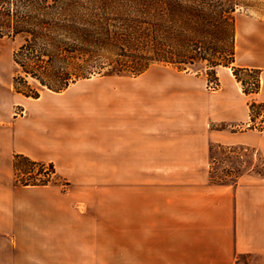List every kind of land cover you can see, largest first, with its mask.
<instances>
[{
    "label": "crops",
    "instance_id": "obj_1",
    "mask_svg": "<svg viewBox=\"0 0 264 264\" xmlns=\"http://www.w3.org/2000/svg\"><path fill=\"white\" fill-rule=\"evenodd\" d=\"M235 65L261 70L258 93L228 67L217 89L150 68L31 98L0 53V264H264V124L250 114L264 105L261 21L237 19ZM216 147L252 152L263 173L213 180ZM18 154L58 183L18 184Z\"/></svg>",
    "mask_w": 264,
    "mask_h": 264
},
{
    "label": "trees",
    "instance_id": "obj_2",
    "mask_svg": "<svg viewBox=\"0 0 264 264\" xmlns=\"http://www.w3.org/2000/svg\"><path fill=\"white\" fill-rule=\"evenodd\" d=\"M235 13L219 0H0V39L22 40L13 52V85L26 97L96 76L138 77L155 64L205 65L217 80L219 67L232 68L252 95L261 70L235 65ZM243 75L254 79L251 88ZM263 108L250 105L253 121ZM14 168L20 185L58 183L52 164L18 154Z\"/></svg>",
    "mask_w": 264,
    "mask_h": 264
},
{
    "label": "rangeland",
    "instance_id": "obj_3",
    "mask_svg": "<svg viewBox=\"0 0 264 264\" xmlns=\"http://www.w3.org/2000/svg\"><path fill=\"white\" fill-rule=\"evenodd\" d=\"M224 7H236V16L238 18H250L254 20H259L264 25V0H219ZM22 42L21 39H16L15 41L4 38L0 39V53L14 52V50ZM152 71L155 73L161 71L162 69H170L176 72H185L191 74H201L206 75L205 65H197L195 67H190L188 69H179L172 65L155 64L152 67ZM96 76L94 79H99ZM208 88L217 89L219 81L215 76H208ZM246 81H248V87L253 86L254 79L249 75H243ZM32 85H35L34 81L30 79ZM97 81V80H96ZM136 77L131 76H114L109 82L120 83V82H134ZM85 82V81H84ZM258 118V119H257ZM264 119V108L259 115H256V122L262 125V120ZM213 165H212V179L219 182H233L236 181L242 174L249 170H254L256 172L263 173V168L261 163L254 157L253 153L250 151H244L243 148L239 147H216L212 153ZM115 258H119L114 256Z\"/></svg>",
    "mask_w": 264,
    "mask_h": 264
}]
</instances>
